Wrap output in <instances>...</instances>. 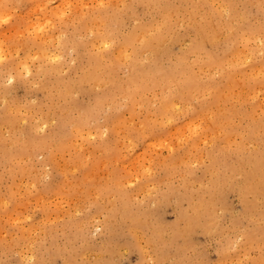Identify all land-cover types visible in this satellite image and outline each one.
I'll use <instances>...</instances> for the list:
<instances>
[{"label": "bare ground", "instance_id": "bare-ground-1", "mask_svg": "<svg viewBox=\"0 0 264 264\" xmlns=\"http://www.w3.org/2000/svg\"><path fill=\"white\" fill-rule=\"evenodd\" d=\"M125 2H121L123 9L120 12L108 2L107 4L101 2V5L95 7V11L92 10L89 14L90 19L80 22L85 34H80L78 37L65 34L60 28L56 37L53 33L52 35L48 33L50 34L48 36L39 25L33 27L36 33L34 36L18 37V39L0 36V70L8 72L7 76L11 75L8 76L9 79L12 76L15 79H22L28 75L30 60L35 61L37 72L44 76L39 85L47 89L45 90L49 95L48 108L47 111H42L38 107L39 112L32 126L41 130L40 127L45 128L44 126L53 119L52 123H49L50 126L47 125L51 128L49 135L34 139L28 132V126H25L26 116L20 113L17 103L3 100L5 102L0 111V125L5 126L6 130L1 131H5L3 133L6 135L0 134V155L3 156L12 183L15 185L9 186L7 194L0 192V212L6 213L8 206L15 205L19 201L17 196L13 195L14 188L18 186L13 176L27 174L29 167L24 164L25 160L32 156L34 149L47 148L48 145L50 149L46 150L44 161H47L51 167L61 166V169L58 168L61 170L60 180L52 183L48 191L56 194L62 190V187H67L63 196H69V199L76 197L86 204L92 201L96 203V208H99V200L106 198L110 202L106 210L110 215H118L120 220H126L129 231L135 239L140 232L139 229L142 228L143 222L139 216L144 210L133 207L131 191L135 192L133 190L136 189L145 193L149 188L146 182L153 184L147 181L152 178L156 182L165 181L168 192L172 190L171 176L178 172L180 165H183L180 174H182L184 191L176 200L179 203L182 199H186L188 205L181 209V214L187 220L186 227L181 232L184 233L196 224L202 226L205 231L209 230L219 207L216 197L217 187L226 184L236 186L244 202L242 214L248 224H254V226L249 224L241 230L242 237L238 247L244 249L242 255L245 256V251L249 247L264 243V228L261 226V217L264 216V147H262L264 145L262 144L264 143V0H128V2L125 0ZM134 2L149 8L147 21H139L132 16ZM246 4L258 9L255 19H250ZM181 8L182 16L178 14ZM124 24L128 26L127 31L124 35L118 36L119 26ZM73 25L70 26L73 28ZM177 25L193 32L197 38L195 41H189L190 43L175 55L170 66L163 67L161 62L167 56L169 42L179 38L176 32ZM251 40H258L254 47L250 46ZM205 42L214 45L221 42V51L203 52ZM65 45H69L81 60L77 66L70 68L67 75H62L59 69L61 52ZM19 50L21 55L18 54ZM188 54L192 55L190 60L187 58ZM121 68H125L126 73L120 76L118 70ZM74 70H78L75 78L72 76ZM50 73L53 74V78L48 76ZM74 84L83 85L85 92H89L92 96V102L83 103L85 105L75 115L73 110L77 108L78 103L76 104L75 96L73 97L72 94ZM148 92L151 94L148 95ZM137 108L144 109L143 116L136 122L126 120L124 113L128 112L134 117L137 115ZM101 111L106 121L102 131L96 122H90L91 117H96ZM66 123L69 124L67 131L62 130V126ZM170 130L172 135L174 133L175 139L167 143L168 155L159 159L162 169L160 176L150 174V166L143 169L135 155L130 158L126 157L125 153L122 154L123 147L127 146L130 149L137 142L142 143L144 150H148L153 144V139L159 140L163 134L171 132ZM183 130H186V133H183ZM94 132L101 137L91 139V134ZM77 136L92 143L90 151L87 152L82 143H76ZM65 151L68 157L64 159L62 154ZM205 156L209 160L203 170L209 173L206 179L195 175L192 171L194 169L192 163L201 162ZM227 156L231 157L230 161H226ZM126 160L134 164L135 161L138 162L134 166L138 170L142 168L141 171L146 173L144 180H138L131 190L126 184L131 175V171L125 170L123 165ZM220 163H223V168H218ZM99 165L110 166L103 180L97 178L95 171L100 167ZM139 165L141 168H138ZM191 181H197L201 186V192L196 197H192L186 190L189 187L188 182ZM25 190L26 188L24 193ZM147 193L149 194V191L146 195ZM81 205L82 208L83 204ZM73 206L75 211L76 205ZM41 211L46 213L47 210L42 207ZM71 214L68 211L67 221L62 223V228L67 225L70 228L74 226L73 229L71 228L73 232L70 231L68 234V241L75 233L80 232L81 221L86 219L85 216L83 220L75 219ZM15 219L18 220L19 216ZM11 221L14 222L13 219ZM54 225L52 221L46 223V231L50 232ZM35 226L30 224L27 228H23L20 224L15 237L9 236L7 240L0 238L3 253L17 246L25 245L26 249L32 240L29 238V231ZM151 228L150 239L161 242L159 249L164 250L166 248V241L162 240L164 232L156 223L152 224ZM168 230H171L168 234L171 241L177 235L178 229L172 226ZM38 239L39 237L37 242ZM34 241L33 239L29 249L34 245ZM39 241H42L41 238ZM51 242L55 246L59 245L53 236ZM106 247L110 250L114 249L111 241L105 244ZM87 250L86 247H80L77 254L85 257ZM51 251V254L62 256L64 263L74 258L72 254H63L61 246H56ZM221 251V258L224 259L236 255L235 251L231 252L225 248ZM41 258L43 259L42 254L35 258L34 264H42ZM91 259L93 264H104V260L97 253H91ZM79 263L86 264L84 259ZM13 264H21V260L17 259ZM249 264H259V260L254 259Z\"/></svg>", "mask_w": 264, "mask_h": 264}, {"label": "rangeland", "instance_id": "rangeland-1", "mask_svg": "<svg viewBox=\"0 0 264 264\" xmlns=\"http://www.w3.org/2000/svg\"><path fill=\"white\" fill-rule=\"evenodd\" d=\"M99 1L100 2L98 3V0H87V1L86 0H61V1L60 0H46V1L45 0H5L3 3V0H0V32H1L0 36H2V38L4 37L8 39H12L13 37H14L13 39H18V37L21 38V37L34 36V34L36 33L33 27L39 25L42 28L43 32H47L46 34L48 36L50 34L52 35L53 33V35L56 37V35L58 34V29L60 28L62 32H65V34L68 33L67 35H71L72 37L74 36L78 37L80 36V34L81 35L85 34V31L81 27L80 22L90 19L89 14L92 12V10L95 11L96 9L95 7L98 8L101 5V2L102 3L104 2V4H107L108 2V4L111 7L112 6L115 7L119 12L122 11L123 9L122 3H126L125 0H113V1L99 0ZM126 1L128 2V0ZM44 2H46L45 5ZM35 3H37V5ZM56 6L58 8H56ZM245 6L246 9L249 11L250 19L251 20L255 19L256 17L254 16L255 14L258 13L257 12L258 9H256L251 4H246ZM119 7L121 9H118ZM60 9H64V10L62 11ZM134 11L136 12V14ZM33 14L35 15V18ZM178 14L182 16L183 14L182 8L179 10ZM148 15H149L148 7H145L142 4L141 5L137 4L136 2L133 3L132 16L135 19L139 21H147V19L149 18ZM60 24L61 26H59ZM70 25H73V28ZM127 27H128L127 24L120 25L117 35L118 36L124 35L125 32L127 31ZM176 32L178 33L179 38L176 40H171L169 42L167 48L168 50L167 56H165L161 62L163 67L170 66L172 61H174L175 59V55L178 52H180L185 46H187L188 43H190L191 41H195L197 38L193 32L185 30L182 26L179 25L176 26ZM255 42H258V40H251L250 43L252 44L250 46L254 47ZM219 43L220 44L214 45L211 44L210 42H205L202 51L204 52L207 50L208 51L211 50L216 53H219L222 48V43L221 42ZM65 46L63 47L61 52V58L62 59L64 58V60L61 59V65L59 69L60 74L62 75H67L69 73L70 68L73 66H77V64L81 60V58L76 54V52L70 49L69 45H65ZM18 54L21 55V50H19ZM191 57H192L191 54L187 55L188 60H190ZM32 61L30 60L29 62L30 73L28 75H25L22 79H15V77L13 78V76H12L13 80L12 78L9 79L8 76L10 74L7 76L8 72L0 70V111L2 110L3 103L5 102L3 100L5 99L7 101L13 102V104L17 103L18 105L16 104V106L19 107L20 113L23 116H26L25 126H28V132L31 133L30 135L34 137V139H39L49 135L50 133L49 130L51 128L48 126H50V124L52 123L51 120L53 119H51L50 122L48 121L50 124L47 123L46 126H44L45 128L40 127L41 130L32 126V124L35 122V119L37 118L36 115L39 112L38 107L42 111L43 110L47 111L48 98H49V95L46 91L47 90L46 87L39 85V83L44 79V76H41V73L37 72L35 67L36 63H34L35 61L33 62ZM76 73H78V70L72 71L73 78H75ZM125 73H126L125 68H121L118 70V74L120 76L124 75ZM48 76L50 78H53V74L51 73ZM74 86L76 88L73 87L72 94L73 97L75 96L74 98L76 99L75 100L76 104L78 103L77 108L73 110V114L75 115V113H77L81 107H83L85 104L90 103V101L92 102V96L89 92L88 93L85 92L84 88L82 87L83 85L74 84ZM74 91H76V93ZM147 94L150 95L151 92H148ZM142 109L143 108H137L136 111L137 115H135L134 117L130 116L128 112H125L124 113L125 119L128 121L129 120H133L135 122L138 121L145 113L144 109L143 110ZM257 112H259V108H257ZM90 122L91 123L96 122L99 125L100 130L102 131L103 128H105V124H106V121L103 116V111L99 112L96 115V117H91ZM68 127L69 124L66 123L64 124V126H62V130L67 131ZM1 130H6L4 125L3 126L0 125V134L5 136L6 135L4 134L5 131H1ZM172 131L171 132L168 131L165 134H163L162 137L160 138L161 140L159 139L160 143L158 139H153L152 142L153 144L149 146L150 149L148 150H144L141 145L142 143L137 142V144H135L130 149L127 148V146L126 148L123 147L122 154L125 153L124 155L126 157L129 156L130 158L135 155L136 160L140 161L139 163H141L142 168L144 167L145 169H147L150 166L149 168V171H151L150 174L152 173L157 176H160L162 174V169H161V164L159 163V159L161 160V158L163 159L168 155L169 150L167 143L169 141L172 142V140L174 141L175 139L174 133L173 135L171 134ZM183 133H186V130H183ZM94 137L96 139H99L101 135L100 136L96 135V133L94 132L93 134H91V139ZM75 139H76V143L83 144L81 145L84 147V149H86L87 152L90 151L89 149L92 148L93 146L92 143H89L81 136H77ZM236 139L238 140V138ZM262 147H264V145H262ZM47 149H50L48 148V145L47 148L34 149L32 156L30 155V158L28 159L29 161L25 160L24 163L26 166L29 167V168L27 167L28 173L26 171L27 174L24 175L17 174L13 176L14 181L17 182L19 186V187L16 186L14 188L15 192L13 193V195L15 197L17 196L19 201L18 203H16L17 205L15 204L12 206H8L9 207L7 208L8 214L7 212L6 213L0 212V238L3 237V239L7 240L12 235L13 236L17 235L18 234L17 229L19 228L18 226H20V224L21 227L23 226V228L24 227L27 228L30 224H35L37 227L35 226V228H32L29 231V238L30 240L31 239L32 240L29 243V245L26 246V249H25V245L20 247L17 246L16 248L19 249H16L14 247L15 249L3 253V250L0 247V264L6 262L13 264L17 259L21 260V264H34L35 258L40 254L43 255V259H46L47 257L45 261L41 258L42 259L41 261H43L42 264H45L47 261L48 262L46 264H80L79 263L80 260L83 259L85 260L86 264H93L91 259V253H97L100 256V258L104 260V264H159V263L160 264H242V263L249 264L254 259H258L259 264H264V243L258 246L249 247V249L245 251L246 254L244 253L245 256L242 255L244 249L238 247L239 240L242 237L241 230L244 227L248 226L250 223L248 224L247 219L242 214V210H243L242 208L244 207V202L242 201L240 194H238L236 186L232 187L226 184V185H220L219 187H217L218 189L216 188L217 189L216 197H217L219 210L217 209L215 220L209 230L205 231L203 230L202 226L196 224V226L193 225L183 233L181 232V230L184 227H186L185 225L187 224V220L185 219V216L181 214V209L187 207L188 202L186 199H182L179 203L176 200V198L179 197L181 192L184 191V187L182 186V174H180L182 173V170L184 168L183 165H180L178 172H175L171 176L170 181L172 184V190H168V192L166 191L167 186L165 181L156 182L152 178L147 180L153 183L151 184L153 186H151L150 182H146L147 183L146 185H148L147 187H149V188L146 187L149 191V194L147 193L146 195V192L148 191H145L144 193L143 190L135 189L133 190L135 192L131 191V194L133 195L132 196L133 207L139 210H144V213H142L139 216V219H141V221L143 222L142 228L139 229L141 233L139 232L136 236V238L137 237L138 238L134 239L129 231L128 222L126 220L125 221L120 220V218H118V215H110L109 212L106 210L110 206L109 204L110 202L106 198L99 200V204H100L99 208H96V203L92 201L86 204V202L78 200L76 197L75 198L71 197V199H69V196L66 195L63 196L65 193L64 190L67 189V187H62V190L61 191L59 190L58 193L56 194H53L52 191H48V189L52 187V183H56L57 181L60 180L61 166L59 165L58 167L56 166L51 167L47 161H44ZM126 153L128 154L126 155ZM63 154L65 155L63 156ZM63 154H62V158L65 159L68 157V153L66 151ZM203 158L201 162L192 163V165H194L192 166L194 168L192 169V171L195 173V175L204 177V179H206L209 176V173L204 172L203 170L205 165L209 162V160L208 157L206 156L205 158H207V160L205 158L204 159L207 162ZM1 159H3V156L0 155V160ZM230 159H231L230 156L226 157V161H230ZM133 160H135V158ZM137 163L138 162L135 161L134 164V162L126 160V162H124L123 164L125 170L127 169L131 171L130 172L131 175H129L128 177L129 182L126 183L128 184L127 188L129 190L135 187V183L138 180L141 179L144 180L146 176L145 175L146 173L141 171L142 170L141 165H139L138 167L141 168L139 170L137 169L136 166H134ZM197 163L199 164L197 165ZM0 164H1L0 192L3 194H7L9 191V186H14L15 184L12 183L11 180L12 178L9 174V168L5 163L4 159L3 161L2 160L0 161ZM48 167H51V169ZM58 168L60 169L58 170ZM108 168H110L109 165L106 166L101 165L100 167H97V170H95L97 172V178L99 179L102 178L101 180H103L104 176H106L105 172L107 171ZM218 168H223V163L222 164L220 163L218 165ZM37 173L40 175H38ZM75 177L77 178V176ZM134 178H136L137 180ZM31 181H33L32 183L33 185L31 184ZM28 182L29 185L27 186ZM188 183L189 185L187 184V186L189 187H187L186 189L187 192H189V194L192 197H196L201 192L200 184L198 185L197 181H191ZM154 185L156 188H154ZM25 188H26L25 190L26 193H24ZM38 191L40 193H38ZM42 193L45 195H43ZM39 194L41 195L39 196ZM22 203L23 204L25 203V205H23ZM81 203L83 204L82 208L80 207ZM18 205H21L22 207ZM73 205H76V210L78 211L75 210L76 211L75 212L73 210L72 208L74 207ZM14 206L17 207L15 208ZM42 207L46 208L47 210L46 213H43L41 211ZM68 211L69 213H72L71 215H73L75 219L83 220L84 219L83 217L84 216L86 217L85 219L86 221L85 220L81 221L80 232L75 233L74 236L71 237L69 241L67 238L69 232L70 231L73 232L72 230L73 225L71 226L72 229L68 225L62 228V223L67 221ZM74 214L78 216L75 217ZM18 216L20 219V220L18 219L19 221L15 219V217L18 218ZM11 219H13L14 222L11 221ZM44 219L47 221H45ZM41 220L44 223H41L42 222ZM51 221L55 224L54 225L55 229L54 228L52 229L54 232L52 230L50 232H47L45 224ZM151 222L152 224L156 223L164 232V234H162L163 242L166 241L165 243L166 248L164 250L159 249V245L161 244V242H155L154 240L150 239L152 235ZM250 225L254 226L253 223ZM172 226L178 229L177 230L178 233L171 241H169L168 234L171 232V230L168 229H171ZM261 226L262 228H264V216L261 217ZM214 227L216 230L214 229ZM43 231H45V233H43ZM3 234L4 236H2ZM52 236L54 237L55 242L59 244L56 246L59 247L61 246V248L63 249V254L73 255L74 258L71 261L64 263L62 262V256L58 254H51L52 252L51 250L54 247H56L55 244L51 242ZM38 237L39 239L41 238L42 241H39L38 239L37 242ZM33 239L35 240L33 242L34 245L31 246L29 249V246L31 245ZM108 241H111V244H113V248H114L113 250L107 249L108 247L105 248V244H107ZM168 242H170V244ZM183 245L185 246L182 247ZM63 246L65 248H63ZM80 247L88 248L86 256L84 255L85 257H81L79 254H77V250ZM223 247L225 249L230 250L231 252L235 251L237 256L230 255L232 257L225 259L221 258V252H222L221 250L224 249ZM233 247L234 249H232ZM101 253L103 256L100 255ZM6 256L8 257L6 258ZM150 259L151 262H149Z\"/></svg>", "mask_w": 264, "mask_h": 264}]
</instances>
